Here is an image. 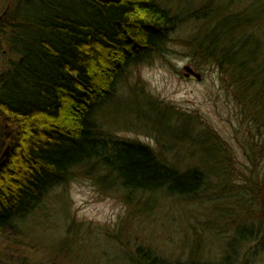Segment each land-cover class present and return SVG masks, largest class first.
Returning a JSON list of instances; mask_svg holds the SVG:
<instances>
[{
    "label": "trees",
    "instance_id": "1",
    "mask_svg": "<svg viewBox=\"0 0 264 264\" xmlns=\"http://www.w3.org/2000/svg\"><path fill=\"white\" fill-rule=\"evenodd\" d=\"M5 2L0 264H35L26 221L50 191L78 179L104 192L121 189L127 199L157 193L192 199L212 176L230 180L232 148L208 127L199 128L196 116L149 98L139 81L118 99L121 79L167 60L171 44L183 48L196 68L217 73L232 114L250 137L251 159L264 152V0H0V8ZM123 100L134 104L131 115L144 120L145 129L152 121L166 141L191 140L193 151L212 156L214 166L180 170L165 161L164 149L156 153L118 137L99 114ZM139 101L145 104L138 107ZM168 116L174 124L162 121ZM250 190L259 205L256 219L248 231L231 236L220 261L197 257L196 246L189 259L171 261L139 245L131 264H249L238 257L241 251H264V173Z\"/></svg>",
    "mask_w": 264,
    "mask_h": 264
},
{
    "label": "rangeland",
    "instance_id": "2",
    "mask_svg": "<svg viewBox=\"0 0 264 264\" xmlns=\"http://www.w3.org/2000/svg\"><path fill=\"white\" fill-rule=\"evenodd\" d=\"M7 6V2L2 4L0 14ZM171 47L173 52L167 60H156L121 79L118 99L127 97L129 86L139 81L149 98L196 116L199 128L208 127L232 148L230 180L212 176L211 185L192 199L162 193L127 199L121 189L104 192L83 178L56 188L24 225L33 237L28 248L35 264H131L132 252L139 245L151 247L171 261L189 259L196 246L197 257L218 262L227 254L231 236L248 231L247 225L255 221L259 205L250 188L264 173V152L251 159L250 137L232 114L217 73L207 67L196 68L183 48L176 44ZM186 67L200 74L202 80L192 74L189 77L194 79L190 80ZM144 104L139 101L136 105ZM133 107L130 100L121 101L117 107L107 106L100 111L101 123L121 139L139 142L156 153L165 150V161L180 170L214 166L212 156L193 151L191 140L167 142V136L152 130V121L145 129L144 120L131 115ZM150 116L154 117L153 112ZM163 120L166 125L174 124L169 116ZM247 249L241 251L240 260L264 264V251L247 256Z\"/></svg>",
    "mask_w": 264,
    "mask_h": 264
},
{
    "label": "water",
    "instance_id": "3",
    "mask_svg": "<svg viewBox=\"0 0 264 264\" xmlns=\"http://www.w3.org/2000/svg\"><path fill=\"white\" fill-rule=\"evenodd\" d=\"M185 70H186V72H187V77H189V75L192 74V75L195 76V78H196L197 80H199V81L202 80V76H201L200 74H198V73H195V71H194L192 68H190V67H186ZM8 150H9V149H7V151L5 152L4 156L7 155Z\"/></svg>",
    "mask_w": 264,
    "mask_h": 264
},
{
    "label": "flooded vegetation",
    "instance_id": "4",
    "mask_svg": "<svg viewBox=\"0 0 264 264\" xmlns=\"http://www.w3.org/2000/svg\"><path fill=\"white\" fill-rule=\"evenodd\" d=\"M189 79H190V80H193V79H194V77H193V76H190V77H189Z\"/></svg>",
    "mask_w": 264,
    "mask_h": 264
}]
</instances>
